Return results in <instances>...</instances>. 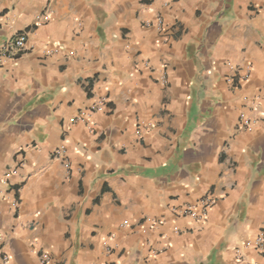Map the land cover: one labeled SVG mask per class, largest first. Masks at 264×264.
I'll return each mask as SVG.
<instances>
[{"label":"crops","instance_id":"obj_1","mask_svg":"<svg viewBox=\"0 0 264 264\" xmlns=\"http://www.w3.org/2000/svg\"><path fill=\"white\" fill-rule=\"evenodd\" d=\"M22 32L0 62V264H264L247 245L264 233V0H0V46Z\"/></svg>","mask_w":264,"mask_h":264},{"label":"built area","instance_id":"obj_2","mask_svg":"<svg viewBox=\"0 0 264 264\" xmlns=\"http://www.w3.org/2000/svg\"><path fill=\"white\" fill-rule=\"evenodd\" d=\"M142 1L148 2L151 0H142ZM172 1L173 0H163V4L165 6H169L172 3ZM50 17H51V12H49V11L39 15L36 19V25H41V24L49 21ZM157 23L159 24V26L161 28L164 26L163 25V19H162L160 14H158V16H157ZM27 41H28V33L27 32L19 33V34L15 35L14 37H12L11 39H9L6 43H4L2 46H0V62L2 61V59H5V58H16V57H18L26 49ZM249 76H250V69L247 68V70H245V72L242 76V79L246 80L249 78ZM230 80L232 81L233 78L231 77ZM258 104H259L258 101H254L253 104H251L250 109L254 112H258V108H257ZM98 108H100V105L94 104L91 107H89V108L81 111L80 113H78L75 117H73L71 119V121L75 122V121L82 120L85 112L94 111ZM258 120H259V118H253V117L247 116L246 114H243L241 117V126L245 127V128H251L254 125H256ZM137 133H138V135H141L142 130L140 128H138ZM64 152H65L64 147L62 146L54 152V155L63 156ZM16 172H17L16 169H14V170L10 171L6 176L10 177L12 174H14ZM215 202H216V199L213 195L206 196L202 199L199 207L185 206V207L179 209L178 212L181 216L191 217V218L196 219V220L202 219L207 214L208 210L215 204ZM247 245L253 246L254 248H256L260 251H264V233H261L260 235H258L253 240L248 241ZM238 252H240V250H238ZM47 260H48L47 257L45 255H43L42 261L47 262ZM2 264H9V257L7 255H5L3 257Z\"/></svg>","mask_w":264,"mask_h":264}]
</instances>
